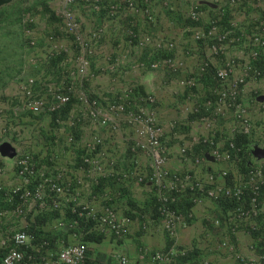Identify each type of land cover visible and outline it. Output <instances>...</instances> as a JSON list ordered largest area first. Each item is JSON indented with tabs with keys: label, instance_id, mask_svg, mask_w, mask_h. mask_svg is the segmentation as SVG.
Here are the masks:
<instances>
[{
	"label": "rangeland",
	"instance_id": "1",
	"mask_svg": "<svg viewBox=\"0 0 264 264\" xmlns=\"http://www.w3.org/2000/svg\"><path fill=\"white\" fill-rule=\"evenodd\" d=\"M62 1L14 0L0 8V142L9 141L16 147L18 153L24 151L32 152L47 167L52 168L54 163H48L45 157L52 156L54 155L53 153H56L59 158L67 161L72 160L76 154L82 153L85 142H88L95 135H98L103 139V144L99 147L98 151H103L106 160L112 159L115 161V171L124 172L137 168L143 173L149 172L151 156L139 145L142 138L132 125L122 122L120 129L117 131H111L103 126L85 128L78 124L71 127L63 123L55 122L53 117L47 112L40 115L25 112L17 115L15 113L14 107L17 105V101L11 95L13 90L10 91L8 85L15 75H19L23 71H25L26 75H32V73L36 74L38 72L37 69L33 68L31 70L25 69L23 65L25 60L24 56L25 54L27 56L32 54L39 56L42 50L41 47L27 48V36L23 27V14L28 9L33 10V15L38 20L36 29L40 42H43L45 45V36H53L61 41L60 43L63 45L67 43L68 38L65 39L60 32V20L57 14L54 18L50 14V12L53 10L56 11V8L61 6ZM109 1L120 2L121 0H105L102 4L104 10L108 6ZM150 3L154 12L155 21H149L145 15H137L135 18L137 32L140 35H144L147 32L154 31L155 33L153 35L156 38H167V36H161V34L156 32L160 29L173 30V38L177 41V44L180 46L182 44L185 45L184 47L178 46L180 49H185L186 46L189 48L198 46L193 43L194 32L199 30L197 28H204L208 25L209 19L215 12V7L211 6L214 3L227 4L228 12L225 17V26L229 24L230 20L234 19L238 21L241 27H246L247 31L251 33L254 27L255 17H259L264 21V0H245L242 4L232 8L229 7L231 5L229 0H169L168 6H165L164 0H151ZM194 5H199V9L203 11L200 21H194L189 18L190 9ZM156 6L160 7L158 12L154 10L157 9ZM71 8L76 13L77 18L83 22L87 21L89 17L92 18L90 27L92 23L98 22V19L93 13L85 10L81 0H76ZM79 13H81V16ZM126 14L129 15L131 13L127 11ZM99 17L101 18V15ZM102 17H105V15ZM123 18L125 21L122 23L121 30L126 44L121 42L116 36L118 34H115L116 31L114 30L113 35L109 37L110 43H112V50L109 53L112 55L119 54L121 55L119 58L125 61L120 59L118 61L119 64L113 69H106V65L101 67L98 64L95 67L93 64L96 74L98 77L100 76L95 85H97L96 88L100 92H105V89L108 88L103 87L100 83L103 84V78L107 76L112 83L110 89L117 90L121 84L124 86L125 84L135 83L138 85L140 93L150 92L156 96L157 103L155 104V110L158 120L166 129L163 139L169 151V170L173 172L190 171L204 179L213 174L216 184L226 183L228 185H234L237 182L244 181L246 175L253 168L263 167L261 176L262 211L257 219H255L256 228L252 226H240L238 228L239 232L243 231L245 234L247 232L248 235H239V232L237 235H232L229 230H227L228 233L225 235H202L206 239L205 242L207 244L206 246L202 245L200 247L194 246L192 243L190 244L191 246L189 244H181V240L179 239L177 242L180 247L186 249L195 248L193 250L194 252L190 251V257L181 260L180 264H200L203 258L209 260V255L212 253L211 248L212 251L219 252L220 254H223V251L227 252V255L232 260L233 258L235 259L234 254L241 253L247 259H250L249 261L251 262H264V259L260 258V254H264V77L261 76L257 79L249 80L241 88L239 103L246 110L247 125L235 117L234 109H227L223 114L215 113V98L211 99V104L208 105L210 107L209 113L206 114L205 110L197 112L196 106L200 105L202 109L205 103L210 100V92L206 93V96H194L193 99L188 98V92L201 94L209 91L211 88L220 86L215 78V71L213 69H210L208 74L206 73L204 76L194 73L198 78V85L194 88H189L182 82L192 70L196 69L201 58L205 56L202 43H200V50L195 54L194 58H190V61L185 59V66L179 71L174 72L168 69L163 71L164 68H159L155 71L151 70L150 67L145 68V70L141 68L134 69L133 62L136 60H147L140 57V55L145 52L149 54V51L152 50L151 46L141 49L137 45V41H134L132 45L129 43L131 47L128 45L127 41L129 42L130 40L128 28L131 27V22L134 19L127 21V17L121 13L110 16L107 19L110 22V29L111 26H113V29H117L118 27L115 23L123 20ZM122 44H124V47H122ZM194 44L195 46H193ZM247 45L244 41H239L237 45H229L227 55L229 57L244 56L249 52ZM227 55L224 54V59ZM129 56L131 59L128 61ZM164 57L165 55H162L161 58ZM188 62H191V64L188 65ZM260 64L264 66V53H262ZM157 72H159V76L158 74L155 76ZM209 74L211 75L210 79H208ZM157 79V83L160 80V85H165L171 89V95L166 101L160 100L153 90L158 87L157 83L154 82ZM14 82L17 84V81L14 80ZM149 82H154L156 85L148 86L151 90L147 88ZM87 88L92 89L89 84ZM7 92L11 93L6 94ZM100 92L102 106H106L110 101L116 100V96L112 92L108 94H105L106 92L101 94ZM73 107L74 105L66 107L62 111L60 114L62 119L65 121L68 120ZM76 108H79L78 105ZM160 108H165L166 111ZM204 117L208 118L204 120ZM68 133H72L75 136V141L71 144L67 141ZM212 136H215L214 147L220 149L221 152L227 150L230 141L246 137L247 141L241 145L244 150L240 159L222 160L211 156L210 152L214 150V147L205 145L204 141L206 138ZM200 141L202 143L199 144ZM134 147L135 150H133ZM184 147H188V153L186 155L182 152ZM197 157L203 159L197 162ZM0 162L6 170V173L1 177V182L7 187L14 185L16 182L15 160L0 158ZM62 165L70 169L72 168L75 173L80 176L82 175L83 170L81 169V165L70 162L67 165H64V163ZM222 171H228V175L223 176ZM98 179L100 180V178ZM107 179L109 180L108 184L111 185L109 189L112 190H105V192L113 197L112 202L120 218L129 219L126 225V232L123 235H109L103 232H101L103 234H100L92 224L91 227L81 228L80 235H69V232H65L63 235L61 232H55V235H46V233L51 232L55 227L59 226V219L61 217L71 218L68 213L69 209L61 212L37 213L34 209L30 208L29 203H26L24 205L25 216H19L12 212L15 208L14 205L5 204L0 199V211L8 210V215L0 221L3 232L11 234L25 227L26 224H29L36 232L35 237L38 238L34 243L35 245L40 242L41 238L48 239L50 241L48 247L41 248V251L37 252L38 256L36 261L38 264H61L57 257H55L56 252L63 245L77 242H85L88 244L89 255L85 264H107L111 261L112 255L116 253L129 256L134 264H153L149 259L141 260V253H144L146 250L151 252L167 249L174 241L165 231L161 218L156 212L157 196L154 190L144 183H137L136 180L117 181L110 178ZM126 182L127 184H125ZM86 194L83 193V196ZM62 199H65V197H62ZM204 201L210 203V209L212 210L214 208L209 201L220 205L217 206L216 210L214 209L216 213L217 209L218 211L219 209L227 210L231 207V203L224 200L214 201L204 199ZM102 202V206L106 204L105 201ZM101 207L97 208L101 209ZM132 209H137L138 212H132ZM37 225L40 228H37ZM257 226H260V230ZM216 228H219V226ZM87 231L96 235H102V240L100 242L87 240ZM152 231L156 232V234L152 233ZM255 231L257 232L255 233ZM9 236L0 235V241ZM179 237L180 235H178ZM223 241H227L228 246H222ZM253 242H257V247L252 248ZM38 246L40 247V245ZM252 249L256 251L253 258L248 255L250 254L249 251H253ZM211 259L209 261L213 262ZM236 262L237 264H241L239 261ZM213 264L220 263L213 262Z\"/></svg>",
	"mask_w": 264,
	"mask_h": 264
},
{
	"label": "built area",
	"instance_id": "2",
	"mask_svg": "<svg viewBox=\"0 0 264 264\" xmlns=\"http://www.w3.org/2000/svg\"><path fill=\"white\" fill-rule=\"evenodd\" d=\"M104 1L81 0L85 10L93 13L98 19V22L92 23L91 27L85 26L71 8L76 0H63L61 6L56 8L57 13L56 11L55 13L60 20V32L65 39L68 38L67 43L62 45L61 41L53 36H45L46 41L45 45H42L41 54L39 56L34 54L29 58V62L40 72L26 75L23 71L16 77L17 84L10 85L13 90L11 95L17 101L14 110L17 115L21 112L34 114L47 112L52 115L60 113L68 104H72L74 107L68 120L65 121L58 117L57 122L67 126H76L78 123H84L83 125L94 128L103 126L111 131L120 129L122 122L132 125L142 138L139 145L152 157L150 173L144 175L136 170L133 172H115V161L106 160L103 151H98L103 144V139L95 135L85 146V152L82 155L85 167L81 177L75 176L73 170L68 167H46L37 161L30 151L20 152L15 160L17 167L16 182L9 187L0 182V198L12 205L18 201L13 214L19 216H25L23 207L25 203H29L30 208L37 213L48 210H63L69 205L72 207L74 217L68 223L63 218L60 225L67 224L71 228H76L85 221L86 223H93L95 229L100 232L123 235L126 232L129 219L120 218L114 206L110 204L111 196L106 197L107 203L101 210L80 200L83 190L91 189L92 183L95 184L98 181V176L114 177L121 174L120 178L134 176L139 182L146 181L147 184L156 187L159 202L158 212L163 220L165 230L172 236L178 235L179 227L186 224V215L176 208L181 195L186 192H191L197 201L204 197L231 201L233 206L227 215L232 224L233 233H237L238 227L243 223L251 224L255 228V219L261 213L263 167L253 168L246 175L244 181L234 185L216 184L213 174L204 179L191 172H171L167 168L169 151L163 139L166 129L158 120L155 110L157 103L155 95L149 92L140 93L138 85L135 83L124 86L121 84L117 89L118 91L107 89L108 93L112 92L116 96V100L102 106L101 97L97 95L98 92L94 88L98 75L93 64L96 67V59L107 58L106 45L110 30L108 17L129 11L133 14L142 13L149 21H155L151 0L109 1L105 10L102 5ZM244 1L229 0L231 4L229 7H237ZM164 4L168 6L169 0H164ZM214 11L208 25L204 28H197L199 30L194 32L193 43L198 46L194 44L195 47L193 48L180 50L177 41L173 38H156L151 32L140 35L135 28L136 20L132 18L134 20L131 22V27L128 28L130 38L129 42L127 41L128 45L131 47L132 43L137 41V45L141 49L151 46L152 50L149 51L147 60L133 62V68L145 70V68L150 67L151 70L164 68L174 72L179 71L185 66V57L194 56L200 50L199 45L202 43L205 56L196 69L192 70L182 82L189 88H194L198 85V78L195 74L203 76L212 68L220 86L209 90L210 100L205 103L202 109L200 105L196 106V111L205 110L206 114L209 113L210 107L208 105L211 104V99L215 98V113L223 114L227 109H234L235 117L247 125L246 110L239 103V97L242 86L247 84L249 80L264 77V66L260 64L262 53H264V21L255 17L253 30L249 33L246 27H241L238 21L234 19L225 26V17L228 12L227 4H216ZM102 13L105 17L99 19V15ZM202 14L203 11L199 9V5H194L190 9L189 18L200 21ZM37 21L33 11L28 10L24 13L23 23L29 49L36 47L40 41L36 29ZM31 23L35 25V28L27 27ZM239 41L248 44L249 52L244 56L229 57L227 48L229 45H237ZM224 54L227 55L225 59ZM162 55L165 57L161 58ZM120 59L122 60V58H117L115 61L111 59L106 69L115 68ZM88 84L92 89L87 88ZM203 94L206 96V93H190L189 96H203ZM77 105L79 108H76ZM206 118L208 117H204V120ZM214 138L215 136L208 137L205 141L214 147ZM74 140L75 136L68 134V141L73 142ZM0 144L2 143L0 142ZM242 151L241 146H238L235 141H230L226 151L221 152L220 149L214 147L211 153L217 159L239 160ZM182 152L187 154L188 147H184ZM94 153H96L95 156ZM196 161L200 162L201 159L197 158ZM5 172V168L0 166V178ZM227 174L228 171L222 172L223 176H227ZM246 193L249 198H247ZM7 215L8 210L0 211V219ZM216 224H220L219 219L216 220ZM29 227V224H26L25 227L11 233L10 237L1 239L0 245L7 247L8 252L0 264H34V255L29 254L28 247L32 246L35 234L31 232ZM0 235H7L3 233L1 226ZM47 243L44 241L42 246ZM222 245L228 246L227 241H223ZM87 250L88 246L84 242L70 244L63 247L59 252V260L63 264H83L87 257ZM187 253V249L179 248L175 243L167 250L151 252L146 250L141 253L140 258L149 259L153 264H180V258ZM114 256L118 264H133L126 255L115 254ZM234 256L236 261L241 264H264V262H251L241 253H236ZM260 258L264 259V254ZM201 264L210 263L204 260Z\"/></svg>",
	"mask_w": 264,
	"mask_h": 264
},
{
	"label": "crops",
	"instance_id": "3",
	"mask_svg": "<svg viewBox=\"0 0 264 264\" xmlns=\"http://www.w3.org/2000/svg\"><path fill=\"white\" fill-rule=\"evenodd\" d=\"M215 4H212L211 6H214ZM157 9H154L155 11L157 10L158 12V9H160L159 6H156ZM1 10V9H0ZM87 11V10H86ZM126 18V20L128 21L129 19H132V18H136V16L138 15H144V14H126L125 12L122 13ZM79 15L81 16V13H79ZM88 15V14H86ZM104 14L102 13L101 14V18L99 19H104V17H102ZM134 16V17H133ZM91 21H92V18L89 17V19L87 21H84L85 22V26H90L91 25ZM124 18L123 20L115 23L116 26L118 27L117 29H113V26H111V29L109 30V33H108V40H107V45H106V54H107V58L109 57V60H107V58L105 59H96V64L100 65L101 67H104L106 65L105 68H107L108 64L110 63L111 59L112 61H115L114 58H119L121 55L119 54H111L109 53L111 50H112V47H111V44L110 43V39L109 37H111L113 35V31L115 30L116 33L115 34H118L116 35L120 40L121 42L125 43V40L123 38V32L121 30V27H122V23L124 22ZM112 25V24H111ZM160 29V28H159ZM152 33H155L154 31H152ZM156 33L158 34H161V36H167V38H173V30H167V29H160L158 30ZM174 39V38H173ZM178 46H180L178 44ZM185 45L182 44V46L180 47H184ZM122 47H124V44H122ZM185 48H189V47H185ZM180 50V48H179ZM116 55V57H115ZM148 53L145 52L143 54L140 55V57L146 59L148 57ZM190 58H194V56L192 57H186V59H188V61H190L189 59ZM131 59V57L129 56V59L128 61ZM122 61H125L124 59H122ZM188 65L191 64V62H188L187 63ZM197 67V66H196ZM157 71V70H155ZM163 71H165V69H163ZM158 74V76L160 75L159 72L155 73V76ZM164 74V73H163ZM208 74V72H207ZM206 75V73L204 74ZM203 75V76H204ZM106 77V78H105ZM103 78V84L100 83L103 87L105 86V88H110V86L112 85L111 81L109 80V77L105 76ZM211 75L209 74V77L208 79H210ZM99 78V77H98ZM14 81V80H13ZM11 81V83L13 82ZM98 81V79L96 80V82ZM158 79L156 81H154L155 83H157ZM146 82V81H145ZM154 82H149L148 85H147V88H149V90H151L150 87L148 86H156ZM151 83V84H150ZM13 85H16L15 83H12ZM11 85V84H10ZM157 86L156 88H154L153 90L156 92L158 98L162 101H166L168 100L169 96L171 95V89L166 87L165 85H160V80L159 82L157 83ZM162 87V88H161ZM164 88V90H163ZM97 89V88H95ZM107 90V89H105ZM209 91H206L205 93H208ZM108 93V92H107ZM150 93V92H149ZM189 92H188V98L189 99H193V97H190L189 96ZM195 94V93H194ZM204 95V94H203ZM195 100V99H194ZM160 109H163L166 111L165 108H160ZM45 159H49L48 157H45ZM51 160V159H49ZM52 161V160H51ZM48 163H50V161L47 160ZM62 162L65 163L66 160L62 159ZM109 180L105 177H101V182L99 184H94L92 183V187L91 189H87V190H83V193H87L85 196H83L82 198V201H85V202H90L91 204L97 206V207H101L102 206V201H107L106 197L108 198L110 195L107 194L106 191L108 190H112V189H109L111 185L108 184ZM127 184V183H126ZM105 192V193H104ZM111 200H112V197H111ZM113 201V200H112ZM212 203L213 205V208L216 210L217 206H220L218 204H216L215 202H212V201H209ZM193 213H194V218L191 222H189V224L187 226H184L180 229V232H179V239L181 240V244H185V245H190L192 243V245L194 246H206V239L204 237H202V235H225L227 234V229H226V225H224L223 228H216L217 226H215V222L213 221L214 218H217V217H221L222 215H225L227 210H222V209H217V213L214 211V209H210V203L206 202V201H202V202H199L198 204L194 205L193 206ZM135 211V209L133 210ZM215 212V213H214ZM210 221V222H209ZM260 227V226H258ZM247 229V228H246ZM60 231L62 232H65L66 229H59ZM59 230H56V233L59 232ZM243 230V229H242ZM244 231L246 232V230L244 229ZM55 230H52L51 232H49L48 234H51V233H54ZM250 232V231H248ZM152 233H155L154 231H152ZM159 235V234H157ZM239 235H248V233L246 232V234L243 232V231H240L239 232ZM191 246V245H190ZM255 246L257 247V242H253L252 243V248H255ZM211 250V254L209 255V258L214 262V263H220V264H237L236 262V259L233 258V260L230 258L229 255H227V252L223 251V254L219 253V252H214L212 251V248L210 249ZM250 250V249H249ZM253 251H249L250 255L249 257L253 258L254 257V254H255V249H252ZM208 252V251H206ZM260 254V253H259ZM263 254H260V256L262 257ZM209 259V260H210ZM212 262V263H213Z\"/></svg>",
	"mask_w": 264,
	"mask_h": 264
},
{
	"label": "clouds",
	"instance_id": "4",
	"mask_svg": "<svg viewBox=\"0 0 264 264\" xmlns=\"http://www.w3.org/2000/svg\"><path fill=\"white\" fill-rule=\"evenodd\" d=\"M13 2V1H12ZM75 4V3H74ZM215 5H216V3H214ZM7 5V4H6ZM215 5L214 6H212V7H215ZM5 6V5H4ZM2 7V6H1ZM0 7V8H1ZM28 11V10H27ZM29 11H33V10H29ZM26 12V11H25ZM24 12V13H25ZM23 16H24V14H23ZM23 27H24V23H23ZM136 31H137V29H136ZM24 32H25V28H24ZM152 33V32H151ZM27 41V40H26ZM42 45H43V42H40L39 41V43H38V45L36 46V47H33V48H39V47H41L42 48ZM28 49H29V47H27ZM31 49V48H30ZM203 49V48H202ZM41 52H42V50H41ZM41 52L39 53V55L41 54ZM205 52V51H204ZM197 53H198V51H197ZM32 55H34V54H32ZM32 55H30V56H27V54H25V60H24V67H25V69H29V70H31V68H33V69H35L34 67H33V65L28 61L29 60V58L32 56ZM195 56V55H194ZM186 58V57H185ZM201 59H203V57L201 58ZM212 69V68H211ZM38 70V69H37ZM40 72V70H38V72L37 73H39ZM21 74V73H20ZM32 75H33V73H32ZM18 76V74L17 75H15L14 76V78L11 80V81H13V80H16V77ZM11 81H10V83H9V88H10V91L12 90V87H10V84H12V83H15L14 81L11 83ZM96 83V82H95ZM94 83V84H95ZM97 87V85H94V88H96ZM3 90V89H2ZM98 93H97V95L98 96H100V94H99V90L98 89H95ZM106 92V93H105ZM105 92H100L101 94L102 93H105V94H108L107 93V90H105ZM7 93H11V92H7ZM6 93V94H7ZM101 97V96H100ZM69 106H73L72 104H68L66 107H69ZM66 107L64 108V109H66ZM64 109H62L61 110V112L60 113H54V114H52L51 116L53 117V119L55 120V122H57V118L58 117H61V113H62V111H64ZM25 113H32V112H25ZM42 113H46V112H42ZM42 113H40V114H42ZM32 114H34V113H32ZM40 114H35V115H40ZM50 114V113H49ZM62 118V117H61ZM57 123H59V122H57ZM78 124H80L81 126H83V127H85V128H89L90 126H85V125H83L84 123H78ZM77 124V125H78ZM71 127H74V126H71ZM91 128V127H90ZM109 129V128H108ZM68 134H72V133H68ZM57 141H59L58 139H56ZM67 141H68V135H67ZM75 141V140H74ZM73 141V142H74ZM69 142V141H68ZM73 142H69L70 144L71 143H73ZM2 144H0V158H10V157H7V156H4L3 154H2V152H1V147L4 145V144H6V143H9V144H11L15 149H16V147L12 144V143H10L9 141H4V142H1ZM200 143H202V141H200L199 142V144ZM86 144H87V142H85L84 143V145H83V149H82V153L81 154H76L74 157H73V159L71 160H69V161H67L66 160V162L64 163V165H67L69 162L70 163H73V164H79V165H81V169L83 170V168L85 167L84 166V163H83V160H82V155L84 154V152H85V146H86ZM204 144L205 145H208V146H211L210 145V143L209 142H207V141H204ZM229 144V143H228ZM207 153V152H206ZM17 154H19L18 153V151H17V149H16V156H17ZM34 154V153H33ZM54 155H52V156H48V158L49 159H51V160H49V159H46V160H48V161H50V162H53L54 163V165L52 166V168L53 167H55V166H60V167H64L62 164H63V162H62V158H59L58 156H57V154L56 153H53ZM96 155V153H94V156ZM150 155V154H149ZM186 155V154H185ZM210 155L211 156H214V155H212V153L210 152ZM16 156L15 157H13V158H10L11 160L12 159H14V160H16ZM34 156H35V154H34ZM151 156V155H150ZM35 158H36V160L37 161H39L41 164H43V165H45L40 159H38L36 156H35ZM197 158H199V157H197ZM196 158V159H197ZM61 159V160H60ZM201 159V158H200ZM203 159V158H202ZM201 159V160H202ZM169 161V160H168ZM61 163V164H60ZM151 163H152V157H151V162H150V170H149V172H147V173H143L142 171H139L137 168H134V169H131V170H128V171H131V172H133V171H139V172H141L142 174H144V175H147L148 173H150V171H151ZM0 166H2L1 165V162H0ZM46 166V165H45ZM114 166H115V163H114ZM47 167V166H46ZM5 168V167H4ZM15 174H16V178H15V181H16V179H17V167H16V162H15ZM48 168H50V167H48ZM167 168H168V164H167ZM72 169V168H71ZM169 169V168H168ZM73 170V169H72ZM170 171V170H169ZM115 172H118V173H120L119 171H115ZM171 172H173V171H171ZM190 172V171H189ZM223 172V171H222ZM6 173V172H5ZM73 173H74V175L75 176H77V177H81L80 175H78L77 173H75L74 172V170H73ZM179 173H187V172H179ZM191 173H193V172H191ZM121 174H118V175H116V176H102V177H105V178H110V179H113V180H117V181H129V180H136V182L137 183H139V184H142V183H144L145 185H148L152 190H154V192H155V194H156V196H157V202H156V206H155V208H156V212H157V214H158V216L160 217V215H159V212H158V204H159V202H158V192H157V189H156V187L154 186V185H151V184H147V182L146 181H144V182H139L138 180H137V178L136 177H134V176H129L128 178H124V177H122V178H120L119 176H120ZM228 175V174H227ZM98 178H100V180L98 179V181L97 182H95V184H99L100 182H101V176H98ZM0 182H1V178H0ZM92 182V181H91ZM90 182V183H91ZM127 183V182H126ZM125 183V184H126ZM261 192H262V185H261ZM200 195V194H199ZM82 196H83V192L81 193V196H80V200L82 201ZM111 196V195H110ZM194 195L191 193V192H186V193H184L183 195H181V197H180V199H179V202L177 203V205H176V208H177V210L179 211V212H181V213H183L184 215H186V224L184 225V224H182L180 227H179V229H178V235H179V232H180V229L182 228V227H184V226H187L188 224H189V222H191L192 220H193V218H194V213H193V206L194 205H196V204H198L199 202H202L204 199H211V198H206V197H204V198H202V200H200V201H197V200H195L194 199V197H193ZM201 196V195H200ZM112 197V196H111ZM261 197H262V193H261ZM247 198H249V195L247 194ZM1 199V198H0ZM188 199H192L193 200V202H194V205L192 206V208H190L189 210H187L186 208H185V202L186 201H188ZM112 200H113V197H112ZM112 200H111V203L110 204H112L113 206H114V204H113V202H112ZM195 200V201H194ZM211 200H214V199H211ZM214 201H223V199H220V200H214ZM224 201H227V200H224ZM83 202H85V201H83ZM227 202H229V203H231V207L229 208V209H227V212H226V214L225 215H222L221 217H217V218H215L214 219V222H215V224H216V220L217 219H219L220 220V224L218 225V224H216L215 226H219V227H222V226H224V225H226V229L227 230H229L230 231V234H232V235H237L238 234V232H239V229H238V231H237V233H233L232 232V227H231V223H230V221L228 220V215H227V213L229 212V210L232 208V206H233V203L231 202V201H227ZM18 203V201H16L13 205L14 206H16V204ZM85 203H88V204H90L91 206H94L96 209H98L97 208V206H95V205H93V204H91L90 202H85ZM106 203H107V201H106ZM261 203H262V201H261V198H260V206H261V211H262V205H261ZM5 204H10V203H7V202H5ZM10 205H12V204H10ZM24 205H26V203L24 204ZM24 205H23V207H24ZM104 206V205H103ZM103 206L101 207V209L103 208ZM114 208H115V206H114ZM67 209H69V211H68V213H69V215H70V219H68V218H66V217H61L59 220L61 221L63 218L65 219V221L68 223V222H70L72 219H73V217H74V214H73V212H72V207L71 206H66V207H64V209L63 210H48V211H44L43 213H46V212H55V211H64V210H67ZM101 209H98V210H101ZM116 209V208H115ZM134 209H132V212H135V213H137L138 211H137V209H135V211H133ZM2 211V210H1ZM117 211V210H116ZM13 212V211H12ZM261 214V213H260ZM5 218V217H4ZM3 218V219H4ZM161 218V217H160ZM3 219H0V221H2ZM257 219V218H256ZM161 221H162V223H163V220H162V218H161ZM91 224L93 225V227H95L94 226V224L93 223H86L85 221H83V222H81V224L79 225V226H77L76 228H71V227H69V225H60V222H59V226L58 227H55V232H56V230H59V229H66V231L65 232H69V235H80V230H81V228H88V227H91ZM32 225H33V223H32ZM0 226H1V228H2V225L0 224ZM164 226V225H163ZM240 226H242V227H250V226H252L253 227V225H251V224H245V223H243L242 225H240ZM239 226V227H240ZM37 228H40V226H36ZM238 227V228H239ZM33 227H29V229L31 230V232H33L35 235H36V232H35V230H33L32 229ZM255 228H256V224H255ZM257 228H259V230H260V227H258L257 226ZM164 229H165V227H164ZM2 231H3V228H2ZM166 231V230H165ZM51 233V234H48V233H46V235H55L56 233ZM59 232H61V234L63 235V233H65V232H62V231H60L59 230ZM88 232V231H87ZM100 232V231H99ZM167 232V234L168 235H170L169 234V232L168 231H166ZM228 232V231H227ZM4 234H6V232H3ZM58 233V232H57ZM89 233H91L90 231H89ZM104 234H109V235H115V234H112V233H110V232H103ZM103 233H101L100 232V234H103ZM7 235H10V234H7ZM35 235H34V237H35ZM85 235V234H84ZM178 235H176V236H172V235H170V237L172 238V239H174V241H173V244H175V243H177V246L179 247V248H182V249H186V248H183V247H180V245H179V243L177 242L178 240H179V238H178ZM11 236V235H10ZM9 236V237H10ZM118 236H121V235H118ZM38 240V238H36L35 237V239H34V241L32 242V246H29V247H32L33 248V252H34V259H33V261H34V264H38L37 263V261H36V259H37V256H38V253L37 252H40L41 251V248H47L48 247V245L50 244V241L48 240V239H40V242H38V244L36 243V245L34 244L36 241ZM44 241H47L48 243L47 244H45L44 246H42V243L44 242ZM78 243V242H77ZM85 243V242H84ZM71 244H74V243H71ZM87 246H88V244L87 243H85ZM172 244V245H173ZM38 245H40V247L38 246ZM68 245H70V244H66V245H63L62 247H61V249H59L57 252H56V255H55V257H57V259H58V261H59V263H61L60 262V260H59V252L62 250V248L63 247H66V246H68ZM171 245V246H172ZM1 246V248H3V249H5L6 250V253H5V255L7 254V252H8V248L7 247H5V246H2V245H0ZM170 246V247H171ZM223 246V245H222ZM169 247V248H170ZM169 248H167V249H169ZM264 248V247H263ZM167 249H163V250H167ZM188 250V253H187V255H185V256H187L188 258L190 257V254H191V252L190 251H192V252H194L193 250H195V248H188L187 249ZM88 251L89 250H87V257H86V259H85V262L87 261V258H88ZM116 254H118V253H116ZM5 255H4V257H5ZM115 255V254H114ZM114 255H112V259H111V261L109 262V263H107V264H118L117 262H116V259H115V256ZM122 255H125V254H122ZM127 256V255H126ZM185 256H182L180 259L182 260V258H184ZM3 257V258H4ZM129 259H130V257L129 256H127ZM3 258H2V260H3ZM141 259V258H140ZM1 260V261H2ZM131 261H132V259H130ZM141 260H144V259H141ZM181 260H180V262H181ZM204 260H207L206 258H203L201 261H200V264L202 263V261H204ZM207 261H209V260H207ZM85 262L83 263V264H85ZM1 263V262H0ZM132 263L134 264V262L132 261ZM209 263L210 264H213L211 261H209ZM61 264H63V263H61Z\"/></svg>",
	"mask_w": 264,
	"mask_h": 264
},
{
	"label": "trees",
	"instance_id": "5",
	"mask_svg": "<svg viewBox=\"0 0 264 264\" xmlns=\"http://www.w3.org/2000/svg\"><path fill=\"white\" fill-rule=\"evenodd\" d=\"M47 9H49V8H47ZM29 10V9H28ZM27 11V10H26ZM50 14H51V17H55L56 16V13H55V11L53 10L52 12H50ZM27 27L28 28H35V25L33 24V23H31V24H28L27 25ZM245 141H247V139H246V137H241V138H239V139H237V140H235V143L238 145V146H241ZM243 149V148H242ZM244 150V149H243ZM243 152V151H242ZM194 205V202H193V200L192 199H188V201H186L185 202V208L187 209V210H189L190 208H192V206ZM257 231H255V233H256ZM102 235H96V234H94V233H89L88 232V234L86 235V238H87V240H90V241H96V242H100L101 240H102ZM28 250H29V254H34V252H33V248L32 247H28ZM5 253H6V250L5 249H3V248H0V262H1V260H2V258L4 257V255H5ZM88 255H89V251H88ZM191 255V254H190ZM188 257L187 256H185L184 258H182V260H185V259H187ZM88 260V259H87Z\"/></svg>",
	"mask_w": 264,
	"mask_h": 264
},
{
	"label": "water",
	"instance_id": "6",
	"mask_svg": "<svg viewBox=\"0 0 264 264\" xmlns=\"http://www.w3.org/2000/svg\"><path fill=\"white\" fill-rule=\"evenodd\" d=\"M12 1L14 0H0V7L6 4H9ZM1 152L4 156L10 157V158H13L16 156V149L9 143H6L1 147Z\"/></svg>",
	"mask_w": 264,
	"mask_h": 264
}]
</instances>
